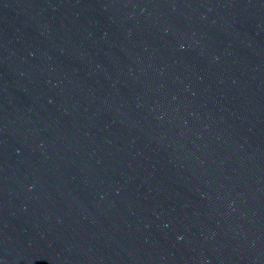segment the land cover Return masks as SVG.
Instances as JSON below:
<instances>
[{"label": "water", "instance_id": "95a60500", "mask_svg": "<svg viewBox=\"0 0 264 264\" xmlns=\"http://www.w3.org/2000/svg\"><path fill=\"white\" fill-rule=\"evenodd\" d=\"M264 0H0V264H260Z\"/></svg>", "mask_w": 264, "mask_h": 264}]
</instances>
